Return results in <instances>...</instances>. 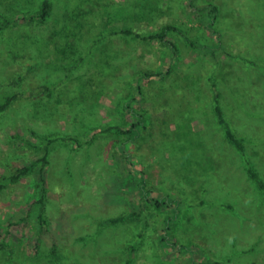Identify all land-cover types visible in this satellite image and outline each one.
Wrapping results in <instances>:
<instances>
[{
    "label": "rangeland",
    "instance_id": "rangeland-1",
    "mask_svg": "<svg viewBox=\"0 0 264 264\" xmlns=\"http://www.w3.org/2000/svg\"><path fill=\"white\" fill-rule=\"evenodd\" d=\"M40 1L0 0V24ZM51 1L47 21L0 29V101L26 88L9 76L30 63L27 78L38 84L32 98L14 100L0 115V264H118L129 244L132 264H264V191L248 172L264 180V10L250 15V0ZM208 3L219 7L218 49L200 9ZM167 23L183 31L172 34L178 52L170 78L144 82L133 109L124 107L136 75L165 70L172 59L122 29ZM213 82L244 153L216 121ZM134 111L147 128L129 163L106 127L127 125ZM69 135L82 143L57 140L42 168L37 159L49 139ZM141 170L152 195L183 205L165 245L158 239L165 210L100 224L142 208ZM42 184L43 224L35 203Z\"/></svg>",
    "mask_w": 264,
    "mask_h": 264
},
{
    "label": "trees",
    "instance_id": "trees-1",
    "mask_svg": "<svg viewBox=\"0 0 264 264\" xmlns=\"http://www.w3.org/2000/svg\"><path fill=\"white\" fill-rule=\"evenodd\" d=\"M251 5L254 8V11L250 10L249 14L253 15V13L257 12H262L264 10V0H250ZM201 10L206 11L207 16H208V21L206 23L207 28L210 30L211 34L217 33V38H215V42L213 44L215 49L219 48V44L221 42L220 40V33L216 29V24L217 21L219 20V7H217L216 4L213 3H208L200 7ZM53 12V5L51 0H41L39 2V5L37 9L34 11H24L22 12V15H17L15 19L8 20L4 19L2 23L0 24V29H2L4 26L8 25L9 23L13 21L17 22H34L38 21L40 23H43L47 21L48 17L52 14ZM124 34H129L133 35L135 38L142 40L144 42H149V43H154L157 44L159 47L166 48L168 51H170V57L172 61L168 64L167 68L165 70H156V71H141L139 72L133 83L135 84V95L132 96L130 99H128L124 103V107L127 108H132V104L136 103L137 100H139L140 95L142 93V88H143V83L148 81H152L154 79L158 80H164L165 78L169 79L170 78V73L173 69V65L175 64V58L177 57V52H178V47L175 43V40L173 38L172 34H177L182 35L181 33L183 32L177 25L167 23L160 25L159 27L152 29V30H142L139 28H126L122 29L121 31ZM187 44L190 47H197V43L193 39H188ZM31 59V58H30ZM32 61V60H31ZM34 63V62H32ZM30 64H28L26 70L25 68L23 69H17L14 71L13 75H10L9 78L11 82H14L15 86H18L19 84H24L26 87L24 90L16 91L13 92L12 94H8L4 97L2 101H0V115L5 112L11 104L14 102V100H17L19 98H22L23 96L32 98L34 95L35 89L38 88L37 85H33V82L31 80L29 81L27 78L28 72L33 69L30 68ZM34 86V87H33ZM44 90H47L49 87L47 85H42ZM214 90L216 91L214 93V113H215V118L216 121L218 122L219 125H221L224 129L225 137L230 145H232L235 149L241 151L244 153L245 150V145L243 142V138L236 135L235 132L233 131L232 127L230 126L228 120L226 119L224 115V111L219 103V94L218 91L216 90V83L213 82ZM28 91V93L26 92ZM25 92V93H24ZM36 97V96H35ZM133 109V108H132ZM133 111V110H132ZM134 116L135 119L133 121H130L127 125H118V124H112L108 125L106 129L108 131H113V133H116V139L113 140L114 145H118L122 149V153H124L129 161L131 163V160L129 159L128 155L130 154L131 150L135 148V144L138 142L139 138L142 135V131L144 128H147V121H146V116L143 113L134 111ZM98 131H103L100 129H95L93 130L94 133ZM75 139L78 141V145H80L82 142L78 140V138L73 137V136H60L59 138L55 139H49L50 144H47L45 146V151L44 153L37 159V162H41L42 168L45 167L47 164V159L49 152L51 151V148L54 146V143L58 141H63V143L67 144V142L72 143L71 140ZM88 141L87 143H89ZM33 163L26 164L24 167H21L19 169L18 174L15 175L13 178H18L19 175H23L24 173H27ZM249 174L251 178L255 181L257 186L264 191V180L258 177L256 172H254L251 168L248 169ZM5 185H0L1 187H4ZM41 193L40 196L37 198L35 203L39 204V215H38V220L40 223H46L47 218L44 213V204L46 201V188L42 184L41 186ZM136 190L138 191L139 194V200L141 201L142 208H140L139 211H133L132 214H121V215H116L112 217H107L101 220L100 224L101 225H106V224H119L125 221H128L132 215H134L136 218L143 213V211L152 209L153 211L162 213V211H166L163 224H164V229L159 235V242L162 245L167 244L168 242L166 241L168 237L171 234V229L172 225L175 224V221L177 218L180 216L181 211H182V206L181 202L177 198H170L169 194H160L159 196H154L152 195L153 189L148 186V182L146 180V177L144 175V172L141 170L140 174L138 175L136 179V185H135ZM1 244L4 245L3 241H1ZM173 245H176L173 243ZM179 248L186 247L187 245H182V244H177ZM136 246L134 244H129L127 246V251L128 254L127 257L125 258L124 261L118 263V264H132L133 263V258L130 255L132 251Z\"/></svg>",
    "mask_w": 264,
    "mask_h": 264
}]
</instances>
